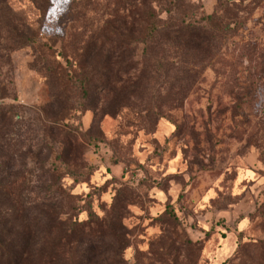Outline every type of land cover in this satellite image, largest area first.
Masks as SVG:
<instances>
[{
  "label": "rangeland",
  "instance_id": "374dc122",
  "mask_svg": "<svg viewBox=\"0 0 264 264\" xmlns=\"http://www.w3.org/2000/svg\"><path fill=\"white\" fill-rule=\"evenodd\" d=\"M0 114L17 205L60 182V220L95 237L121 201L129 248L92 264H264V0H0Z\"/></svg>",
  "mask_w": 264,
  "mask_h": 264
},
{
  "label": "trees",
  "instance_id": "16d2710c",
  "mask_svg": "<svg viewBox=\"0 0 264 264\" xmlns=\"http://www.w3.org/2000/svg\"><path fill=\"white\" fill-rule=\"evenodd\" d=\"M153 19H155L154 16ZM213 21V17L207 18L208 24ZM195 27L194 24L182 22L180 30L189 34V30L191 31ZM161 28L155 22H153L151 28H148V33L142 40L145 51L152 48L155 43L157 45L154 34ZM11 34L17 35L13 42L20 48L31 41L27 37H19L16 31L11 32ZM209 40L212 41L209 38L202 41L207 42ZM125 43L126 45L131 44L127 40ZM124 69L126 70L125 64L120 67V70ZM111 75H113V72ZM117 77L118 74L116 73L114 78L117 79ZM99 80L100 82L97 84L100 85V88H95V90L99 91L100 94L105 91H113L114 86L117 85V82L113 81L111 76H107L104 72ZM86 82V80L80 81L78 88L82 91L84 98H89L90 93L86 90V87L88 88ZM6 119V114H0L1 125ZM75 169L67 167L64 174L73 179H77L84 174L81 171L84 169L83 166ZM56 170L58 171V169ZM60 188V182L55 181L53 186L45 188L43 191L45 197L54 200L53 204L46 206L44 203H37L29 207H23L17 205L14 197H12L10 192L12 188H3L0 184V204L5 203L12 210L10 220L7 223L0 224V264H92L100 253L105 254L109 251L117 256L124 249L129 248L126 232L119 221L120 200L117 199L112 208L111 214H113V217L102 219L101 223L98 224L100 225L98 234L92 237L83 235L87 226L79 222L60 220L58 213L59 199L63 200L60 195L63 190ZM90 217L93 218L92 215ZM170 219L173 220L174 226H178L175 217L170 216ZM5 227H8L7 230H4ZM98 252L100 253L97 254Z\"/></svg>",
  "mask_w": 264,
  "mask_h": 264
},
{
  "label": "crops",
  "instance_id": "0c3cea01",
  "mask_svg": "<svg viewBox=\"0 0 264 264\" xmlns=\"http://www.w3.org/2000/svg\"><path fill=\"white\" fill-rule=\"evenodd\" d=\"M231 213H230V211H221L219 214H220L221 217H226L227 218V217H229L228 215H230ZM233 213H237L238 214V211L237 210L235 212L233 211ZM227 251H229V247H224L223 249H221L218 252V254H217L218 255L217 259H220V258L224 257L226 255V253H228Z\"/></svg>",
  "mask_w": 264,
  "mask_h": 264
}]
</instances>
